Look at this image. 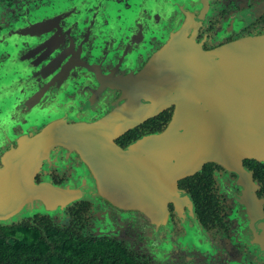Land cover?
Listing matches in <instances>:
<instances>
[{
  "label": "flooded vegetation",
  "instance_id": "1",
  "mask_svg": "<svg viewBox=\"0 0 264 264\" xmlns=\"http://www.w3.org/2000/svg\"><path fill=\"white\" fill-rule=\"evenodd\" d=\"M177 34L204 50L264 35V0H0V168L22 146L35 156L36 141L55 124L106 121L127 101L126 80ZM174 109L114 142L125 149L162 132ZM37 155V184L94 173L67 144L52 140ZM243 164L245 175L203 164L178 180L185 196L160 214L100 196L22 220L47 219L70 237L116 242L148 264H264V161Z\"/></svg>",
  "mask_w": 264,
  "mask_h": 264
},
{
  "label": "water",
  "instance_id": "2",
  "mask_svg": "<svg viewBox=\"0 0 264 264\" xmlns=\"http://www.w3.org/2000/svg\"><path fill=\"white\" fill-rule=\"evenodd\" d=\"M126 82L127 101L103 123L55 124L36 141L35 156L33 148L22 146L5 159L0 225L90 200L82 187L90 182L92 190L114 204L152 216L167 211L169 201L183 198L178 180L207 162L245 175L244 159L264 161V35L204 50L194 39L177 34ZM171 106L174 114L162 132L125 149L114 142ZM52 140L82 152L92 176L62 185L35 183L37 153Z\"/></svg>",
  "mask_w": 264,
  "mask_h": 264
},
{
  "label": "trees",
  "instance_id": "3",
  "mask_svg": "<svg viewBox=\"0 0 264 264\" xmlns=\"http://www.w3.org/2000/svg\"><path fill=\"white\" fill-rule=\"evenodd\" d=\"M0 264H148L125 246L69 235L47 219L0 225Z\"/></svg>",
  "mask_w": 264,
  "mask_h": 264
},
{
  "label": "rangeland",
  "instance_id": "4",
  "mask_svg": "<svg viewBox=\"0 0 264 264\" xmlns=\"http://www.w3.org/2000/svg\"><path fill=\"white\" fill-rule=\"evenodd\" d=\"M89 178V176H87V175H83V176H79V177H77V178H75L74 180H76V183H78V182H80V180L81 179H88ZM71 181V180H70ZM82 187L84 188V191L86 192V196H87V198L88 199H90V200H97V199H99L100 198V196L101 197H103L100 193H98L96 190H92L91 189V182H90V185H88V187H86L85 186V184H82ZM89 192V193H88ZM103 198H105V197H103ZM106 199V198H105ZM24 213L26 212L25 210L23 211ZM22 212V213H23ZM54 212V211H53ZM27 214H29L28 212H27ZM33 216V215H32ZM24 218H27L28 216H23ZM29 217H31V216H29ZM24 218H22V219H24ZM22 219H19V220H22ZM18 220V221H19Z\"/></svg>",
  "mask_w": 264,
  "mask_h": 264
}]
</instances>
